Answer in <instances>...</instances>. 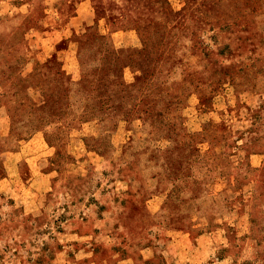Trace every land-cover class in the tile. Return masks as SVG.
I'll use <instances>...</instances> for the list:
<instances>
[{
  "label": "rangeland",
  "instance_id": "obj_1",
  "mask_svg": "<svg viewBox=\"0 0 264 264\" xmlns=\"http://www.w3.org/2000/svg\"><path fill=\"white\" fill-rule=\"evenodd\" d=\"M0 264H264V0H0Z\"/></svg>",
  "mask_w": 264,
  "mask_h": 264
}]
</instances>
